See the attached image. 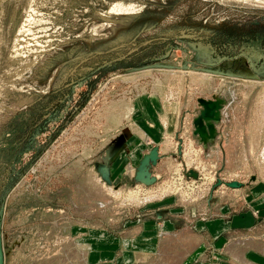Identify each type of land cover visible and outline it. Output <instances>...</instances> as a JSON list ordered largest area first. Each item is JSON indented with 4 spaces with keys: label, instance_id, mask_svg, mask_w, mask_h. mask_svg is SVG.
<instances>
[{
    "label": "rangeland",
    "instance_id": "obj_1",
    "mask_svg": "<svg viewBox=\"0 0 264 264\" xmlns=\"http://www.w3.org/2000/svg\"><path fill=\"white\" fill-rule=\"evenodd\" d=\"M141 95L178 131L150 187L120 179ZM198 99L225 102L207 148ZM263 150L264 0H0V264H88L91 235L157 199L191 221L241 212ZM253 233L236 240L264 245V223Z\"/></svg>",
    "mask_w": 264,
    "mask_h": 264
},
{
    "label": "crops",
    "instance_id": "obj_2",
    "mask_svg": "<svg viewBox=\"0 0 264 264\" xmlns=\"http://www.w3.org/2000/svg\"><path fill=\"white\" fill-rule=\"evenodd\" d=\"M169 113V107L157 97L141 95L133 100L132 124L120 143L129 153L125 171L120 173L124 183L134 179L139 161L153 148L158 149L160 159L151 175L158 180L166 173L171 140L177 141L178 132L175 121L169 133ZM253 190L244 197L245 210L232 213L219 209L206 220L191 221L195 212L172 207L169 198L157 199L151 206L140 208L138 213L143 216L123 224L118 232L102 231L98 239L91 235L92 261L88 258V264H169L171 248L172 262L177 264H264V245L253 238L236 240L238 232L254 237L253 232L264 223V187ZM223 248L232 260L229 263L223 261Z\"/></svg>",
    "mask_w": 264,
    "mask_h": 264
},
{
    "label": "water",
    "instance_id": "obj_3",
    "mask_svg": "<svg viewBox=\"0 0 264 264\" xmlns=\"http://www.w3.org/2000/svg\"><path fill=\"white\" fill-rule=\"evenodd\" d=\"M199 109L197 115L193 119L194 132L199 142L205 148L208 143H213L218 132L215 126L221 121V110L225 104L223 100L198 99ZM160 159L157 148H153L148 154L143 156L136 167L133 182L145 187H150L156 182V178L151 175L150 170L156 166ZM191 178L196 179L194 172L189 173ZM230 188H240L238 183L227 184Z\"/></svg>",
    "mask_w": 264,
    "mask_h": 264
},
{
    "label": "built area",
    "instance_id": "obj_4",
    "mask_svg": "<svg viewBox=\"0 0 264 264\" xmlns=\"http://www.w3.org/2000/svg\"><path fill=\"white\" fill-rule=\"evenodd\" d=\"M195 172V171H194ZM200 175H202V174H199L198 173V178H197V180H192V182H194L195 183V186H197V183L196 182H198V181H200L202 178L200 177ZM197 176V175H196ZM179 179H182V177H177L176 178V181H178V183H179ZM185 182H187V181H185ZM192 182L191 183H186V184H192ZM168 186H169V181H168ZM168 186H167V189H168ZM169 190V189H168Z\"/></svg>",
    "mask_w": 264,
    "mask_h": 264
},
{
    "label": "bare ground",
    "instance_id": "obj_5",
    "mask_svg": "<svg viewBox=\"0 0 264 264\" xmlns=\"http://www.w3.org/2000/svg\"><path fill=\"white\" fill-rule=\"evenodd\" d=\"M194 137H195V136H194ZM167 145H168V144H167ZM169 145H170V144H169ZM170 146H171V145H170ZM206 147H207V146H206ZM250 150H251V149H250ZM263 152H264V150H263ZM263 152H261V153L263 154ZM262 154H261V155H262ZM261 158L263 159L262 162H263V164H264V154H263V156H261ZM154 184H155V183H154ZM141 186H142V185H141ZM144 187H145V186H144ZM134 196H135V195H134Z\"/></svg>",
    "mask_w": 264,
    "mask_h": 264
},
{
    "label": "flooded vegetation",
    "instance_id": "obj_6",
    "mask_svg": "<svg viewBox=\"0 0 264 264\" xmlns=\"http://www.w3.org/2000/svg\"><path fill=\"white\" fill-rule=\"evenodd\" d=\"M193 132H194V130H193ZM193 132H192V133H193Z\"/></svg>",
    "mask_w": 264,
    "mask_h": 264
}]
</instances>
